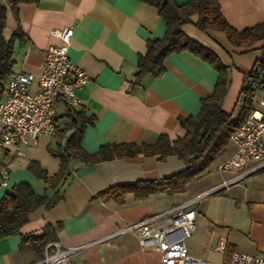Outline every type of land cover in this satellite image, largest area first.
I'll use <instances>...</instances> for the list:
<instances>
[{
  "label": "crops",
  "instance_id": "1",
  "mask_svg": "<svg viewBox=\"0 0 264 264\" xmlns=\"http://www.w3.org/2000/svg\"><path fill=\"white\" fill-rule=\"evenodd\" d=\"M173 1L181 5L189 0ZM219 6L225 21L237 32L264 23V0H219ZM0 7L6 9L3 38L12 40V73L32 75L31 93L38 90L43 51L60 43L52 35L58 29H73L68 58L88 78L74 89L78 105L56 102L53 135L30 140L21 146L20 155L7 146L0 157V168L8 171L7 184L0 185V200L21 184L48 199L55 193L63 197L50 208L37 207L18 234L0 239V264H38L52 243L62 249L85 246L69 257L78 264H159V253L153 247L141 248L131 232L106 238L126 225L167 211L224 183L228 186L220 191L223 196H208L193 205L194 231L202 245L195 250L186 244L189 254L195 258L210 255L215 252L216 243L226 239V253L220 255L223 259L232 252L264 256V167L239 181L236 177L240 173L219 172L217 167L233 152L230 142L224 154L187 184L184 192L168 196L159 189L142 200L127 193L121 196V204L115 202L119 196L103 198L98 194L119 185L160 182L181 172L182 162L173 156L161 160L158 155L125 157L94 165L73 159L70 174L54 189H47L44 181L28 170L30 163H36L48 178L58 173L59 160L51 151L61 148L70 136L71 112L83 111L91 119L80 144L88 155L104 146L153 145L163 135L170 141L184 136L179 121L199 113L201 101L214 92L219 76L208 63L183 51L167 56L161 76L147 75L135 84L148 41L161 40L166 33V23L155 7L140 0H29L19 4L16 12L6 0H0ZM196 22L197 17L191 16L181 31L210 50L227 68L229 84L221 108L234 119L242 106L241 87L245 78L258 68L256 62L262 55L263 43L251 48L233 47L220 32L199 31ZM5 95L6 89L4 98ZM262 95L254 91L253 105ZM262 165L264 157L249 162L244 172ZM45 226L59 230L55 233L56 242L45 247L42 259H37L31 250L20 251L22 237H38ZM102 239L105 240L95 243Z\"/></svg>",
  "mask_w": 264,
  "mask_h": 264
},
{
  "label": "trees",
  "instance_id": "2",
  "mask_svg": "<svg viewBox=\"0 0 264 264\" xmlns=\"http://www.w3.org/2000/svg\"><path fill=\"white\" fill-rule=\"evenodd\" d=\"M13 12L17 6L29 0H6ZM157 10L159 17L166 23V33L161 40L148 41L145 57L140 59L135 84H139L147 75L161 76L164 73L163 63L172 53L188 51L209 64L218 72V80L211 96L201 101L199 113L186 120H180L184 136L176 141H170L167 136H160L153 145H110L102 147L93 155L86 154L80 147L84 128L91 123L83 111L71 112V134L65 139V144L51 155L59 160L58 173L48 178L42 168L36 163H30L28 170L33 176L44 181L47 189L56 188L70 174V164L73 159H79L85 164L111 162L125 157L142 155L151 157L158 155L161 160L173 156L183 164V170L175 175L162 179L160 182L141 181L133 184L110 187L98 194L100 197L119 196L115 202L121 204V196L132 193L136 200H142L163 189L165 194L185 191L187 184L196 180L201 174L220 158L229 144L230 135L245 120L253 108L254 89L251 86L255 71L253 70L244 80L239 97L242 106L236 118L224 112L222 100L228 88V73L218 58L208 49L186 37L181 26L195 15L196 27L201 32L216 31L224 34L233 47L251 48L256 43L260 46L261 57L256 64L264 67V23L240 32L232 29L223 18L219 0H189L178 5L173 0H140ZM6 21V9L0 7V102L4 98L6 85L13 68L12 40L3 38ZM14 38V37H13ZM250 81V82H249ZM62 195L55 193L51 198L33 193L25 184L12 188L0 200V239L19 233L20 228L27 223L29 214L37 207L44 205L50 208L62 200ZM56 230L45 226L42 235L38 237L23 236L20 251L31 250L37 259H42L45 247L56 242ZM230 253H227V255Z\"/></svg>",
  "mask_w": 264,
  "mask_h": 264
},
{
  "label": "built area",
  "instance_id": "3",
  "mask_svg": "<svg viewBox=\"0 0 264 264\" xmlns=\"http://www.w3.org/2000/svg\"><path fill=\"white\" fill-rule=\"evenodd\" d=\"M52 35L60 43L43 51L44 62L38 79V90L34 93L29 91L33 77L28 73H12L8 79L5 98L0 102V157L7 146H11L14 153L20 155L21 146L30 140L41 135H53L56 131L54 117L57 101L62 100L74 106L79 104L74 89L88 78L68 58L73 29H58ZM254 71L251 86L254 91L262 92L263 95L257 98L245 120L230 135L229 142L233 152L217 167L219 172L240 173L236 177L237 181L264 167L262 165L244 172L249 162H258L264 157V67H258ZM7 179L8 171L1 167L0 185L5 186ZM227 186L228 183H224L167 211L146 216L137 223L126 225L106 239L131 232L141 248L153 247L159 253V264H264V256L260 254L232 252L227 259L210 262L195 258L188 252L186 241L195 229L196 213L192 206ZM83 248L85 246L62 249L56 243L49 244L45 258L38 264H78L69 257ZM226 249V239H220L213 248L219 255H225Z\"/></svg>",
  "mask_w": 264,
  "mask_h": 264
},
{
  "label": "rangeland",
  "instance_id": "4",
  "mask_svg": "<svg viewBox=\"0 0 264 264\" xmlns=\"http://www.w3.org/2000/svg\"><path fill=\"white\" fill-rule=\"evenodd\" d=\"M223 196V192H218L216 194H212L210 195L208 198H215V197H220ZM193 207V206H192ZM187 246L192 245L193 249L195 250H199L201 245H202V240L201 238L198 236L197 231L193 232L192 235L189 237V239L186 241ZM197 256V255H195ZM203 260H207V261H212V262H219L223 259L222 256H220L219 254H216L215 252L210 253V255H206V256H197Z\"/></svg>",
  "mask_w": 264,
  "mask_h": 264
}]
</instances>
